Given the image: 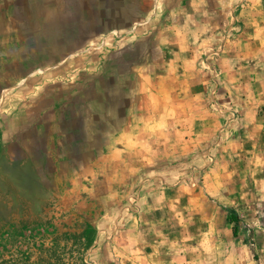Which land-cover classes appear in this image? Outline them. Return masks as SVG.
Segmentation results:
<instances>
[{
	"label": "rangeland",
	"instance_id": "374dc122",
	"mask_svg": "<svg viewBox=\"0 0 264 264\" xmlns=\"http://www.w3.org/2000/svg\"><path fill=\"white\" fill-rule=\"evenodd\" d=\"M96 1L0 0V264H264V0Z\"/></svg>",
	"mask_w": 264,
	"mask_h": 264
},
{
	"label": "crops",
	"instance_id": "0c3cea01",
	"mask_svg": "<svg viewBox=\"0 0 264 264\" xmlns=\"http://www.w3.org/2000/svg\"><path fill=\"white\" fill-rule=\"evenodd\" d=\"M108 1L110 2V4H108ZM96 2L101 7V9L99 10L100 16L95 17L94 20H92L91 22L87 21V19H85L86 17L83 20H78V28H88V27L91 29L102 28L104 26H107L108 22H111V24H114L117 28L126 27V25H128V23L130 22L129 21L130 18L127 19L125 16V13H124L125 5L127 3L129 4V2H130V4L132 5L131 8H133V6L134 7L136 6V0H127V1L126 0H98ZM76 4H79V3H76ZM95 4L96 3H94V5ZM90 5L93 6V4H90ZM85 6H87V5H85ZM85 6H84V8L86 9L87 7H85ZM74 9L75 10L77 9V6L75 4H74ZM15 10H18V8H15ZM21 10H20V14H21ZM133 11H134V9H133ZM28 13H29V10L26 8L25 11H22V14L19 15V17H18L19 23L17 22L14 32L16 35L19 36V38L23 42V44H25L23 51L29 55V53H31V52H38L37 49L36 50L32 49V45L35 42V41H33V38L36 35L38 36V38H42V35L39 33L37 34V31H36L40 28L39 27L40 19L36 15H32V17L29 19ZM0 20H2V19L0 18ZM126 21H127V24L125 23ZM138 21H141V20L138 19ZM57 23H58L57 28L60 30L61 24H60L59 20L57 21ZM2 25L7 26L3 23V24H0V27ZM134 25L141 27L143 24L138 22V23H135ZM24 31L28 34L26 37H25V35H23ZM91 33H92V31H91ZM95 33H97V31ZM90 37H92V36H90ZM32 41H33V43H32ZM56 42L58 43V41H56V40L51 41V43H56ZM43 51H44V49H43ZM40 54H42V53H40ZM41 58H44V56H42ZM107 104L108 103H105L104 105L107 107L108 106Z\"/></svg>",
	"mask_w": 264,
	"mask_h": 264
},
{
	"label": "water",
	"instance_id": "95a60500",
	"mask_svg": "<svg viewBox=\"0 0 264 264\" xmlns=\"http://www.w3.org/2000/svg\"><path fill=\"white\" fill-rule=\"evenodd\" d=\"M108 4H110V2L108 1ZM107 108L109 109V112L111 115H113V113L116 112H121L123 110V107H121V104L119 103V101H115V100H110L109 98H107Z\"/></svg>",
	"mask_w": 264,
	"mask_h": 264
},
{
	"label": "trees",
	"instance_id": "16d2710c",
	"mask_svg": "<svg viewBox=\"0 0 264 264\" xmlns=\"http://www.w3.org/2000/svg\"><path fill=\"white\" fill-rule=\"evenodd\" d=\"M232 222H234V224H236V221L232 218V220H231Z\"/></svg>",
	"mask_w": 264,
	"mask_h": 264
}]
</instances>
